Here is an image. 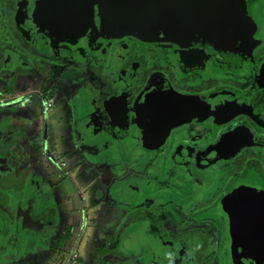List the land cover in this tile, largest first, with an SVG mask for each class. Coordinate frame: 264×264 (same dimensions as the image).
I'll use <instances>...</instances> for the list:
<instances>
[{"label":"flooded vegetation","instance_id":"obj_1","mask_svg":"<svg viewBox=\"0 0 264 264\" xmlns=\"http://www.w3.org/2000/svg\"><path fill=\"white\" fill-rule=\"evenodd\" d=\"M34 1L0 0L3 90L15 69L37 70L40 75L51 69L95 73L100 86L86 94L98 102L90 106L89 117L83 114L74 124L73 132L77 126L85 127V138L92 143L96 134L117 133L124 141L138 138L139 148L156 151L155 157L145 154L144 166L151 174L144 180L120 182L105 190L101 201L109 208L114 205L124 214L134 211L138 217L133 218V231L123 234L127 227L123 225L117 239H109L98 255L99 264H127L123 259L129 246L124 249L123 241L133 233L138 234L132 246L136 252L127 253L133 254L134 264H201V259L202 264H229L221 209L225 193L238 187L264 190V123L251 114L261 107L264 117V1L256 0L251 8L260 40L252 60L239 67L208 64L202 70L182 68L175 48L132 39L90 49L53 47L30 28ZM147 97H153V104H145ZM48 103V108L53 106ZM3 161L0 178L15 176L17 167ZM29 167L25 163L20 167L23 173L15 180L21 186L17 195H6L2 190L6 188L0 186V264H19L44 250L48 256L60 253L54 256L56 261L45 264L61 263L59 258L69 255L64 254L69 249L62 251L53 239V226H57L53 224L60 220V205L53 197H68L64 193L69 186L73 191L71 182L78 186L77 174L60 163L55 173L59 180L47 193L41 180L47 174L45 161L34 174L37 178L31 179ZM142 170L135 168L136 173ZM174 187L177 196L184 197L183 207L169 198ZM186 210L189 218L181 219ZM85 227H81V236H86ZM81 236L76 237L75 246ZM199 243L203 251L197 260L190 251ZM112 257L115 261L111 262Z\"/></svg>","mask_w":264,"mask_h":264},{"label":"rangeland","instance_id":"obj_2","mask_svg":"<svg viewBox=\"0 0 264 264\" xmlns=\"http://www.w3.org/2000/svg\"><path fill=\"white\" fill-rule=\"evenodd\" d=\"M261 12L264 15V9ZM2 71L0 67V80L6 78ZM8 75L10 84L4 90L0 86V161H7L11 167L17 168L15 176L11 174L4 179L0 178V186L6 188H2L6 195L11 193L17 195L16 190H20L21 186L15 180L19 179V176L22 177L23 172L20 167L23 163L27 164V167L30 165V177L34 179L37 178L34 176L35 172L45 161L47 174L41 180L42 189L48 193L51 184L59 180L55 173L60 163H64V168L73 169L77 174L75 178L78 186L71 182L74 186L73 191L69 186L64 193L68 197H60V194L53 197L58 199L60 205V220L58 224H53L57 225L53 226V239L58 240L57 246L60 245L62 251L64 247L69 249L64 252L69 255L61 256L59 258L61 263L57 261V264L68 261L67 264H99L98 255L103 254L112 235L119 236L122 226L134 225L132 218L138 217L134 211L124 214L114 205L109 208V205L101 201L105 190L115 188L120 182L144 180L148 174H151L144 166L145 160H148V155L145 154L155 157L156 151L139 148L136 144L138 138L124 141L117 133L96 134L93 143H86V134L83 133L85 127L82 131L73 132L76 117L83 114L89 117L87 111L91 110L90 106L98 102L97 97H88L86 94H91L92 88L100 86L101 81L98 83L95 73L90 76L89 73L83 75L80 70L75 69H51V71H43L40 75L37 70L15 69ZM48 87L52 89L50 94L47 92ZM48 100L53 103L50 108L47 107ZM72 135L73 139H71ZM66 142H69V145H66ZM55 144L60 153L54 149ZM88 147L90 151L87 150ZM30 157L38 159L32 162L27 160ZM76 164L78 166H75ZM136 167L143 170L136 173ZM49 169L53 174H50ZM209 178L213 180L214 175L210 174ZM176 189L178 188L174 187L169 191L172 193L169 198L182 203L180 206L183 207L184 197L177 196ZM85 196L87 198L83 201ZM108 199L111 203L114 202L111 196H108ZM189 215L187 210L183 211L181 219H187ZM222 221L224 222L223 218ZM82 226L87 227H85L86 236L84 234L81 236ZM88 226L91 228L89 231ZM223 229L225 233L224 225ZM80 236V241L75 246L76 237ZM52 243L51 240L49 244ZM52 246L55 247L54 244ZM196 247L193 246L190 252L198 260L199 253L203 251L202 243ZM48 253L46 250L39 251L38 256L31 255L26 260H21L19 264L50 263L51 260L56 261L55 257L60 255V253H52V259V255L49 257ZM73 255L78 257L77 260ZM110 259L111 262L115 261L113 257ZM123 261L134 264L133 254H127ZM202 262V259L199 260V263Z\"/></svg>","mask_w":264,"mask_h":264},{"label":"water","instance_id":"obj_3","mask_svg":"<svg viewBox=\"0 0 264 264\" xmlns=\"http://www.w3.org/2000/svg\"><path fill=\"white\" fill-rule=\"evenodd\" d=\"M256 0H35L29 15L32 31L51 46L71 49L104 47L132 39L142 44L175 48L184 69H205L208 64L239 67L252 60L259 46V25L252 13ZM101 16L102 23H98ZM243 22V26H241ZM240 36L241 39H234ZM264 85V79L262 77ZM260 108L251 113L261 123ZM263 189L238 187L251 193L234 200L227 220L221 203L225 248L229 264H264ZM51 221L47 224L50 225ZM134 233L123 248L134 250ZM125 249V250H128Z\"/></svg>","mask_w":264,"mask_h":264},{"label":"snow or ice","instance_id":"obj_4","mask_svg":"<svg viewBox=\"0 0 264 264\" xmlns=\"http://www.w3.org/2000/svg\"><path fill=\"white\" fill-rule=\"evenodd\" d=\"M96 4L95 2H92V0H89L88 4L85 5L88 9V14L89 17L91 16V12H92V5ZM98 23H102V19L101 16L98 19ZM241 26H243V22H241ZM234 39H241L240 36L235 37ZM155 96V94H153ZM173 103H178V102H173ZM146 105H151L153 104V97H147L146 101H145ZM252 194L251 193H243V192H226L225 193V197H227V199L225 200V212L227 213L224 217L225 220H227L229 218V216L232 215V212L229 208V205L232 201L234 200H239V199H243L246 197H251ZM261 196L264 197V190H262L261 192Z\"/></svg>","mask_w":264,"mask_h":264},{"label":"crops","instance_id":"obj_5","mask_svg":"<svg viewBox=\"0 0 264 264\" xmlns=\"http://www.w3.org/2000/svg\"><path fill=\"white\" fill-rule=\"evenodd\" d=\"M81 119H82V117L81 116H77L76 117V120H75V122H76V124H78L79 123V121H81ZM78 130H80V131H82V129L79 127V126H77V128H76V131H74V132H77ZM86 131V130H85ZM79 132V131H78ZM84 133V132H83ZM74 137H73V135H72V137H71V139H73ZM86 139V143H91L90 142V140H88L87 138H85ZM72 141V140H71ZM67 144L66 145H69L68 143L69 142H66ZM57 144V143H56ZM56 144H55V146H54V149L55 150H57L56 149ZM67 147V146H66ZM87 150L88 151H90V149H89V147L87 148ZM58 152H59V150H57ZM65 152H67L66 150H64ZM60 153V152H59ZM86 153H88L87 151H86ZM132 220L134 221V219L132 218ZM127 227H126V229L123 231V234H126V233H130L131 231H133V229H134V227L136 226V221H134V225H126ZM134 234V233H133ZM130 235H132V234H130ZM129 235V236H130ZM128 236V237H129ZM114 237H117V235H112V237L111 238H114ZM127 238V237H126ZM126 238L124 239V240H126ZM126 246H128V245H126ZM132 246H133V244H132ZM135 248V247H134ZM130 250H132V249H128V250H125V258H126V256H127V252H129ZM132 251H134V252H136L135 251V249L134 250H132ZM128 255H130V254H128Z\"/></svg>","mask_w":264,"mask_h":264},{"label":"built area","instance_id":"obj_6","mask_svg":"<svg viewBox=\"0 0 264 264\" xmlns=\"http://www.w3.org/2000/svg\"><path fill=\"white\" fill-rule=\"evenodd\" d=\"M48 106H49V103H48Z\"/></svg>","mask_w":264,"mask_h":264}]
</instances>
